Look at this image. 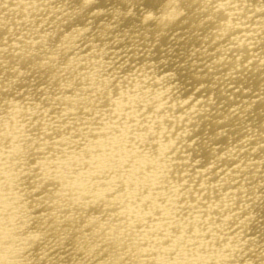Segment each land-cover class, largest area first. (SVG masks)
Segmentation results:
<instances>
[{"label": "bare ground", "instance_id": "obj_1", "mask_svg": "<svg viewBox=\"0 0 264 264\" xmlns=\"http://www.w3.org/2000/svg\"><path fill=\"white\" fill-rule=\"evenodd\" d=\"M0 264H264V0H0Z\"/></svg>", "mask_w": 264, "mask_h": 264}]
</instances>
